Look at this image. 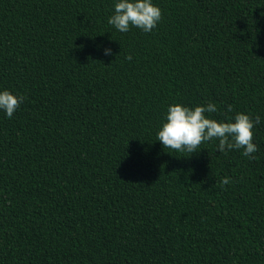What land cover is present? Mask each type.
<instances>
[{
    "label": "trees",
    "instance_id": "obj_1",
    "mask_svg": "<svg viewBox=\"0 0 264 264\" xmlns=\"http://www.w3.org/2000/svg\"><path fill=\"white\" fill-rule=\"evenodd\" d=\"M116 2L0 0V90L25 98L0 110V264H264V0H152L149 33ZM209 102L260 117L254 159L156 140Z\"/></svg>",
    "mask_w": 264,
    "mask_h": 264
},
{
    "label": "clouds",
    "instance_id": "obj_2",
    "mask_svg": "<svg viewBox=\"0 0 264 264\" xmlns=\"http://www.w3.org/2000/svg\"><path fill=\"white\" fill-rule=\"evenodd\" d=\"M161 9L152 0H117L114 12L108 18V24L120 32H128L130 27L140 29L145 33L151 32L160 21ZM105 55H111V49H104ZM131 60V55L125 57ZM23 96L13 94L7 89L0 90V110L11 118L24 101ZM232 106L227 105V112H232ZM217 107L209 102L206 105L188 107L179 103L167 108L166 117L156 133V140L163 148L178 153L191 155L201 149L200 146L208 141H218L217 149H242V155L254 159L252 155L258 151L253 143V129L261 123L257 115L254 119L248 114L237 112L233 118L218 121L207 114L216 113ZM184 156V155H181ZM185 156V157H187ZM228 177L220 184L228 185Z\"/></svg>",
    "mask_w": 264,
    "mask_h": 264
}]
</instances>
